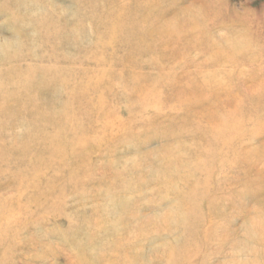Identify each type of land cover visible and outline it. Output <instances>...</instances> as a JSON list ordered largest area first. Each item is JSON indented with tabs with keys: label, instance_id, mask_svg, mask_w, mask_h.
<instances>
[{
	"label": "rangeland",
	"instance_id": "1",
	"mask_svg": "<svg viewBox=\"0 0 264 264\" xmlns=\"http://www.w3.org/2000/svg\"><path fill=\"white\" fill-rule=\"evenodd\" d=\"M0 264H264V0H0Z\"/></svg>",
	"mask_w": 264,
	"mask_h": 264
}]
</instances>
